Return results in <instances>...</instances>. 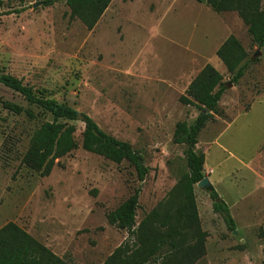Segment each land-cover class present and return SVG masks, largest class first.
Returning a JSON list of instances; mask_svg holds the SVG:
<instances>
[{"label": "rangeland", "instance_id": "rangeland-1", "mask_svg": "<svg viewBox=\"0 0 264 264\" xmlns=\"http://www.w3.org/2000/svg\"><path fill=\"white\" fill-rule=\"evenodd\" d=\"M45 2L0 0V75L91 116L140 151L149 170L140 180L129 161L84 150L79 119L70 121L77 149L47 175L27 166L30 139L52 115L0 82V228L15 222L70 264H103L128 237L107 214L136 189L137 227L152 211L176 209L189 168L187 146L174 141V132L200 113L180 96L207 63L230 79L217 50L233 35L250 58L261 54L229 85L196 150L205 155V175L228 203L236 231L214 212L208 187L196 184L199 227L208 235L195 264H264V47L239 14L197 0H113L89 30L71 18L66 0Z\"/></svg>", "mask_w": 264, "mask_h": 264}, {"label": "trees", "instance_id": "trees-1", "mask_svg": "<svg viewBox=\"0 0 264 264\" xmlns=\"http://www.w3.org/2000/svg\"><path fill=\"white\" fill-rule=\"evenodd\" d=\"M56 0H46L53 4ZM113 0H66L70 16L80 20L92 30ZM206 3L216 12L236 11L248 25V30L258 47H264L263 0H197ZM218 57L232 74L226 81L221 72L207 63L190 82L180 102L195 105L200 113L192 122L180 121L176 125L174 141L186 144L185 150L189 173L183 189V197L176 209L152 211L147 220L136 226L140 188L118 208L107 214L109 224L128 232L127 239L115 249L103 264H195L205 255L207 232L201 231L195 185L206 177L205 155L196 150L200 132L213 114L219 113V103L228 90L244 76L250 64L258 58H250L243 45L229 36L218 48ZM0 82L20 93L29 103L41 107L52 115V121H45L36 129L30 139L22 162L41 171L51 172L58 158L79 147L76 126L70 121L78 120L79 111L74 107L47 96L44 90L36 91L22 79L11 74H1ZM5 107L16 113L23 107L6 102ZM205 108L209 110L205 112ZM82 148L102 155L116 163L124 160L133 164L140 180H144L149 167L145 165L142 153L128 141L107 133L89 115L83 113ZM213 200V210L219 213L230 230L236 229V222L228 203L213 187H208ZM192 233V234H191ZM0 264H70L54 254L24 228L15 222H8L0 228Z\"/></svg>", "mask_w": 264, "mask_h": 264}, {"label": "water", "instance_id": "water-1", "mask_svg": "<svg viewBox=\"0 0 264 264\" xmlns=\"http://www.w3.org/2000/svg\"><path fill=\"white\" fill-rule=\"evenodd\" d=\"M261 54V52H260V50H258L257 52H256V54L254 55V58L256 57V56H258V55H260ZM205 112L206 113H208L209 112V110L207 109V108H205ZM83 118H84V115H83V113H79V115H78V119L79 120H83ZM198 185L199 186H203V187H211L212 186V184H211V182H210V180H209V177H205V178H203V180L202 181H200L199 183H198ZM234 231H236V230H234Z\"/></svg>", "mask_w": 264, "mask_h": 264}]
</instances>
